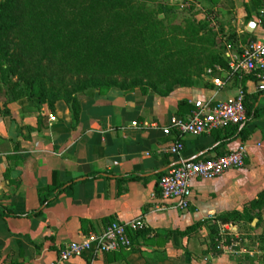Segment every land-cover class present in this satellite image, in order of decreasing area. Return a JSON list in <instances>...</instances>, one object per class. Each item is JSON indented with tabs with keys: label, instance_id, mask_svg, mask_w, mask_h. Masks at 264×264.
<instances>
[{
	"label": "crops",
	"instance_id": "1",
	"mask_svg": "<svg viewBox=\"0 0 264 264\" xmlns=\"http://www.w3.org/2000/svg\"><path fill=\"white\" fill-rule=\"evenodd\" d=\"M263 1L212 4L216 9L225 2L227 66L229 53H239L250 37L264 36L258 23ZM222 82L167 96L109 90L84 98L77 119L63 105L50 111L25 98L0 100V264H52L69 242L90 238L113 221L133 220L143 227L129 233L130 247L60 264H264V208L257 227V218L215 222L239 239L234 253L209 243L213 218L242 211L264 191V92L240 68L228 66ZM238 90L250 114L243 123L198 136L176 128L163 133L171 116L186 119L196 101H225ZM175 141L183 144L179 156L166 151ZM239 144L247 150L244 166L193 180L187 210L160 198L158 181L168 169L224 155Z\"/></svg>",
	"mask_w": 264,
	"mask_h": 264
},
{
	"label": "trees",
	"instance_id": "2",
	"mask_svg": "<svg viewBox=\"0 0 264 264\" xmlns=\"http://www.w3.org/2000/svg\"><path fill=\"white\" fill-rule=\"evenodd\" d=\"M179 8L163 0H2L0 24L4 26L3 35L16 42L19 56L32 58L39 69L45 63L53 73L131 80V88L113 83L88 96L109 90L132 91L142 84L153 91L142 93L167 96L175 89L197 85L187 77L167 76L183 70L195 54H203L204 66L215 74L213 79L220 74L216 66L223 71L228 69L225 58L217 52L215 34L204 24L194 19H183L184 25L175 22ZM8 58L1 50L0 100L8 103L25 98L37 108L46 106L54 111L56 95L41 91L34 96L33 79L27 81L26 90L12 93L14 89L9 84L14 71L6 64ZM154 74L160 77L152 79ZM66 102L77 119L79 104L70 98ZM245 114L247 119L250 114L246 107ZM262 208L264 191L242 211H229L213 218L214 223L208 226L210 245L216 246V221L251 223L257 218V227ZM198 225L189 227L186 233Z\"/></svg>",
	"mask_w": 264,
	"mask_h": 264
},
{
	"label": "built area",
	"instance_id": "3",
	"mask_svg": "<svg viewBox=\"0 0 264 264\" xmlns=\"http://www.w3.org/2000/svg\"><path fill=\"white\" fill-rule=\"evenodd\" d=\"M258 23L264 33V1L258 14ZM228 66L232 70L242 69L253 74L256 80V89L264 92V36L249 41L239 53L231 52L228 55ZM215 86L225 84L214 78ZM245 93L238 90L232 99L225 101H196L194 109L186 119L173 115L162 131L169 134L171 128L194 136L209 134L215 130L228 126H236L246 120L244 107ZM53 122L54 117L50 116ZM183 149L180 141L169 145L166 151L172 156H179ZM247 150L244 144H239L233 151L224 155L197 161H180L179 164L168 169L158 181L160 198L172 203L180 211L188 209L192 195V181L195 179H214L222 176L229 170L240 169L244 166ZM143 227L139 220L129 222L113 221L96 235L82 241H72L59 250L57 260L52 264H60L73 258H80L86 254L116 251L131 246L130 232ZM227 225L218 227L215 238L216 250H226L234 253L240 246L237 237H229ZM225 237H227V242Z\"/></svg>",
	"mask_w": 264,
	"mask_h": 264
},
{
	"label": "rangeland",
	"instance_id": "4",
	"mask_svg": "<svg viewBox=\"0 0 264 264\" xmlns=\"http://www.w3.org/2000/svg\"><path fill=\"white\" fill-rule=\"evenodd\" d=\"M2 1V0H0ZM168 5H178L179 11L176 23L184 25L183 19H194L195 21L204 24L205 28L211 33L215 34V45L217 52H219L225 58V2L220 3V5L214 9L212 4L216 3L215 0H184V1H172L163 0ZM218 3V2H217ZM0 53H7L8 60L6 64L9 63L14 71V77L12 82L9 84L13 88L14 94H20L21 90L27 89V81L33 79L34 86L32 88V93L34 96L38 95L41 91L47 94H55L56 102L55 105H63L70 108V105L66 102L67 98L73 99L79 104L81 101L89 97L88 93H97L101 90L108 88L113 83L117 85H125L127 88H131V80H125L120 77H86V76H73L66 74L64 72L53 73L48 70L45 63L39 66L32 58H23L19 56L17 52L16 42L3 35L4 26L0 24ZM2 30V31H1ZM202 59V61H201ZM203 54H195L191 61L183 65V70H176L172 73H167V76H182L190 78L195 81L197 85L202 86L212 83V78L215 74L204 66ZM216 71H220V74L216 76L218 79L224 81L225 71L221 70L217 66ZM162 77H165L161 73ZM156 74L152 75V79L159 78ZM129 85V86H128ZM162 85L159 86L161 88ZM134 90H139L140 92H153L142 84L140 87L134 88ZM71 109V108H70ZM248 226H246L247 228ZM245 229V228H244ZM246 230V229H245ZM243 238H247L246 235H250L246 230Z\"/></svg>",
	"mask_w": 264,
	"mask_h": 264
},
{
	"label": "water",
	"instance_id": "5",
	"mask_svg": "<svg viewBox=\"0 0 264 264\" xmlns=\"http://www.w3.org/2000/svg\"><path fill=\"white\" fill-rule=\"evenodd\" d=\"M159 17H162V16L160 15ZM254 27H255V23L254 22H250L248 24V26H247L246 31L251 33Z\"/></svg>",
	"mask_w": 264,
	"mask_h": 264
}]
</instances>
